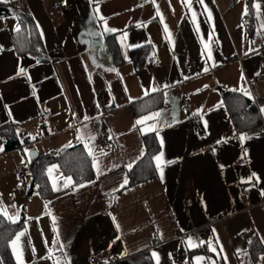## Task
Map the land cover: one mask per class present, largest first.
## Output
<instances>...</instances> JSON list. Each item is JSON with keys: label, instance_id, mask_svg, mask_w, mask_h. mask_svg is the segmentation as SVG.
I'll list each match as a JSON object with an SVG mask.
<instances>
[{"label": "crops", "instance_id": "1", "mask_svg": "<svg viewBox=\"0 0 264 264\" xmlns=\"http://www.w3.org/2000/svg\"><path fill=\"white\" fill-rule=\"evenodd\" d=\"M0 8L10 11L0 16V209L7 212L0 216L24 220L13 237L24 233L20 262L9 243L14 264H90L93 254L123 260L141 252L154 264H249L254 241L264 264V0H3ZM26 19L41 37V62L12 48ZM111 35L124 58L117 66L105 46ZM142 47L136 64L131 53ZM244 89L261 124L237 133L222 94L248 97ZM4 128L16 147L6 148ZM256 129L261 135L247 136ZM150 133L160 168L155 157V177L127 188ZM76 144L91 150L95 178L65 188L67 176L51 163L44 168L56 166L52 179L42 170L51 194L31 191L32 159Z\"/></svg>", "mask_w": 264, "mask_h": 264}, {"label": "trees", "instance_id": "2", "mask_svg": "<svg viewBox=\"0 0 264 264\" xmlns=\"http://www.w3.org/2000/svg\"><path fill=\"white\" fill-rule=\"evenodd\" d=\"M10 11L5 8H0V16H8ZM27 23L26 28L16 31L11 36V45L19 56L29 55L41 62L42 55V40L30 19L23 21ZM106 51L115 66L124 62L122 52L113 35L105 37ZM132 61L138 63L139 60H144L146 51L142 47L131 53ZM223 103L227 108L233 126L237 133H246L260 126V118L255 104L245 95L237 92H225L222 94ZM160 103L153 106L154 110H158ZM7 128H13V125H7ZM2 135L6 138V148H14L17 146L12 136L7 134L6 129H1ZM145 153L143 157L128 173L127 188L138 185L156 175L154 167V158L160 151V146L156 134L150 133L142 136ZM55 162L63 175L71 177L74 185L85 184L95 178L92 169V157L82 144H76L65 148L56 154L54 157L44 156L35 157L31 162L32 186L31 191L36 188L42 198L48 197L51 194L48 180L43 175L42 170L45 166ZM24 220L21 219L17 223H11L4 217L0 216V256L3 264H14L11 257L9 243L15 234L23 228ZM263 253V248L260 242L254 241L250 244L247 251V259L249 264H259L260 255ZM116 264H154L151 257L141 252L127 259L120 260Z\"/></svg>", "mask_w": 264, "mask_h": 264}, {"label": "snow or ice", "instance_id": "3", "mask_svg": "<svg viewBox=\"0 0 264 264\" xmlns=\"http://www.w3.org/2000/svg\"><path fill=\"white\" fill-rule=\"evenodd\" d=\"M0 2H3V0H0ZM152 2L155 3V0H152ZM183 2L186 3V2H188V0H183ZM200 2L203 3V0H200ZM246 12H247V9H246ZM159 15H160V13H159V10L157 9V16H159ZM100 19L103 20L104 18H103V17H100ZM105 24H106V20H105ZM16 31H19V27H17ZM105 31L112 32V31H115V30H114V29H108V28H105ZM165 32H166V33L168 32V30H167L166 27H165ZM168 35H169V38H170V35H171V34L169 33ZM205 71H207V69H205ZM21 72H23V69H21ZM241 78L243 79V76H242ZM243 91H244V94H246V95L249 97V99L252 98L251 93H249V92L247 91V89H244ZM261 111L264 112V107L261 108ZM157 115H158L157 113H154V114L149 115V116H144V117H142L141 119L137 120V121H136V124H137V125H139V124H143V123H145L146 121H148V120H150V119H153V118H154L155 116H157ZM153 127H154V126H153ZM141 131H144V129H141ZM90 138H91V137H90ZM240 139H241V141H243V140L245 139V136H244V135H241ZM85 147L87 148L88 145H85ZM2 150H3V149L0 148V151H2ZM89 155H92L91 150L89 151ZM101 155H104V153L101 152ZM155 159H156V161H157V167L160 168V165H161V156H157ZM93 167L96 168L97 171L99 172V166H98L97 163H95V157H94V164H93ZM129 167H130V166H129ZM55 170H56V166H55V165H53L51 168L48 169V175H49V178H50V179H52V173H53ZM161 173H162V169H161ZM71 184H72V178H71V177H67V178L65 179V181H64V185H63V187L68 188V187L71 186ZM126 184H127V180L124 181V184H122L121 187H124ZM83 186H84V185H82V184L79 185V187H83ZM52 187H53V191H57V190H58L57 185H56L55 182H53ZM45 209H46V211H47V205H45ZM0 214H3V215H5V216H7V212H6L5 210H2V209H0ZM8 219H10L12 222H15V217H8ZM38 219H39V218H38ZM117 227L119 228L118 225H117ZM54 230H55V227H54ZM25 231H26V230H25ZM213 231H215V230H213ZM23 235H24L23 232L18 233V234L16 235L15 239H13V240L11 241V247H12V250H13V253H14V254H17V253H18L19 242H20L21 237H22ZM187 243H188L189 245H191V244H192V238H189V240L187 241ZM217 243H218V241H217ZM208 249H209L210 251H215V249L212 247L211 242L208 243ZM221 251H222V249H221ZM155 255H156V254L153 253V256H155ZM202 259H203V257H197V260H202ZM17 260H18V262L21 261V255H20V254H17Z\"/></svg>", "mask_w": 264, "mask_h": 264}, {"label": "built area", "instance_id": "4", "mask_svg": "<svg viewBox=\"0 0 264 264\" xmlns=\"http://www.w3.org/2000/svg\"><path fill=\"white\" fill-rule=\"evenodd\" d=\"M16 6H17V4L13 5L14 8ZM57 9H58V5H56L54 7V10H57ZM55 55L56 56L59 55V49L55 50ZM236 60L238 62H240L241 58L238 57ZM153 61H154V59H151V62H153ZM195 64H196L195 59H193L192 57L188 56L186 58V62H185V69L186 70H192L194 68ZM183 110H187V107H184ZM106 111H108V109H106ZM262 127L264 128V125ZM259 135H261V129L253 130V131H251V132H249L247 134L248 137H255V136H259ZM105 148L108 149V145H106ZM53 157H54V155H53ZM53 163H55V162H53ZM47 170H48L47 168H44V172H47ZM15 175H16V177L18 179L24 178L25 172H24V167L22 165H17V167L15 169ZM119 261L120 260L118 258H116V257L110 258L106 253L93 254L89 258L90 264H116ZM238 263L241 264L242 263V259L239 258L238 259Z\"/></svg>", "mask_w": 264, "mask_h": 264}, {"label": "water", "instance_id": "5", "mask_svg": "<svg viewBox=\"0 0 264 264\" xmlns=\"http://www.w3.org/2000/svg\"><path fill=\"white\" fill-rule=\"evenodd\" d=\"M34 155H35L34 152L30 153V154H29L30 159H32V158L34 157Z\"/></svg>", "mask_w": 264, "mask_h": 264}]
</instances>
